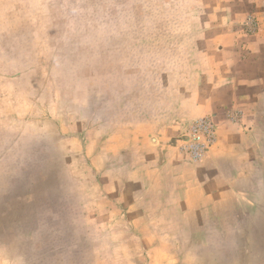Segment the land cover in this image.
Segmentation results:
<instances>
[{"label":"rangeland","instance_id":"1","mask_svg":"<svg viewBox=\"0 0 264 264\" xmlns=\"http://www.w3.org/2000/svg\"><path fill=\"white\" fill-rule=\"evenodd\" d=\"M239 30L264 54V0H0V264H244L227 206L202 221L125 189L132 137L207 104L197 85ZM254 59L240 70L264 79ZM196 116L174 137L194 164L220 137ZM204 117L215 140L194 160L181 146Z\"/></svg>","mask_w":264,"mask_h":264},{"label":"crops","instance_id":"2","mask_svg":"<svg viewBox=\"0 0 264 264\" xmlns=\"http://www.w3.org/2000/svg\"><path fill=\"white\" fill-rule=\"evenodd\" d=\"M236 34L239 37L234 36L227 46L219 44L214 51L218 65L211 83L197 85L211 96L207 104L195 113L176 117L177 121L168 116V125L174 126L170 136L158 129L155 134L139 132L132 137L129 149L134 170H130L132 177L125 189L141 205H165L168 212L173 205L194 207L202 221L215 214L211 211L217 207L227 206L223 210L229 215L230 250L235 260L240 253L244 264H264V79L257 65L248 72L239 67L250 68L254 58L264 54L252 50V40L240 35V30ZM240 48H246L245 53ZM188 104L186 100L182 107ZM230 110L243 113L241 123L226 121ZM207 113L217 124L219 119V141L202 162L194 164L177 151L174 137L188 117Z\"/></svg>","mask_w":264,"mask_h":264},{"label":"built area","instance_id":"3","mask_svg":"<svg viewBox=\"0 0 264 264\" xmlns=\"http://www.w3.org/2000/svg\"><path fill=\"white\" fill-rule=\"evenodd\" d=\"M215 128L208 117L199 118L189 128L181 151L186 152L194 160L205 156L215 140Z\"/></svg>","mask_w":264,"mask_h":264}]
</instances>
